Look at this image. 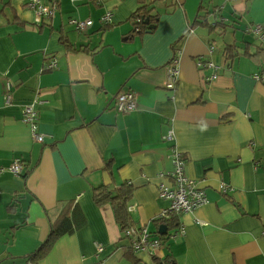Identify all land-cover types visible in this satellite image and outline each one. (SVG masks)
<instances>
[{
  "label": "crops",
  "instance_id": "crops-1",
  "mask_svg": "<svg viewBox=\"0 0 264 264\" xmlns=\"http://www.w3.org/2000/svg\"><path fill=\"white\" fill-rule=\"evenodd\" d=\"M41 2L51 13L37 22L28 0H0V264H264V38L247 30H264V0ZM127 91L136 109L122 114ZM37 100L43 142L22 119ZM173 150L207 203L159 218ZM124 183L128 225L159 240L153 253L94 200Z\"/></svg>",
  "mask_w": 264,
  "mask_h": 264
},
{
  "label": "built area",
  "instance_id": "built-area-1",
  "mask_svg": "<svg viewBox=\"0 0 264 264\" xmlns=\"http://www.w3.org/2000/svg\"><path fill=\"white\" fill-rule=\"evenodd\" d=\"M233 1V0H226ZM28 6L35 9L36 12V20L37 22H41L44 18L51 13V9L43 5L41 0H28ZM111 14L109 12L105 13L101 20L104 23L110 22ZM92 24L90 19L83 21H75L74 27L78 31H84L88 26ZM253 33L259 35L261 38H264V34L262 33V28L258 25L253 26ZM178 58L175 57L172 59L171 63L167 67V89L173 90L176 87L177 83V71H178ZM56 65L55 60H50L46 63L48 68H52ZM255 78H259L258 75H254ZM9 82L6 83L8 86ZM41 101H35L33 104H27L22 110V119L27 122L30 127L31 137L34 141L43 142L44 136L42 133L37 131L35 118V104L40 103ZM5 103H11V97L9 94L5 96ZM137 97L134 92H119L115 97V110L119 113H129L136 109ZM172 163L173 168L170 172V177L172 179V187L159 184L158 187V196L160 199L167 202V205L161 209L158 214L159 218H169L170 216L182 214V213H190L196 208L207 203V198L203 189L197 187L195 182L190 179L184 172V164L176 150L172 151ZM9 171L17 176L20 175L22 165L19 160H14L9 166ZM162 176V174H159ZM227 187H223V191H225ZM141 228V227H140ZM137 228L134 226H127L124 230V234L131 239V247L135 252L138 251H148L155 252L156 249L161 247V243L158 239L153 238L151 234L143 228ZM180 233L183 232V227L180 226ZM102 248L97 246V250L100 251ZM29 264V263H26ZM99 264V263H98Z\"/></svg>",
  "mask_w": 264,
  "mask_h": 264
},
{
  "label": "trees",
  "instance_id": "trees-1",
  "mask_svg": "<svg viewBox=\"0 0 264 264\" xmlns=\"http://www.w3.org/2000/svg\"><path fill=\"white\" fill-rule=\"evenodd\" d=\"M221 6L218 7V9L220 10ZM139 14V13H138ZM136 13L133 16V19L135 18ZM138 16H140L139 18H137L138 22L143 23V19L145 17H141L142 15L139 14ZM207 24V23H205ZM208 30L209 31H213L215 29L214 25H208ZM248 31H252L253 27H249L247 28ZM262 33L264 34V30L262 31ZM108 168H110V165L108 166ZM130 186H128L126 183L122 184L117 190H108L106 187H98L96 189H94V200L97 204L104 202V201H109L113 204L114 206V212H115V218L117 220V222L120 225L121 229L126 228L128 225V217L126 214V210L124 209V200H127L129 194H130ZM58 236L57 232L51 231V233L48 235V237L46 238V240L43 242V244L34 252L33 257L34 258H42L45 256V254L48 252V250L50 249L53 241L55 240V238Z\"/></svg>",
  "mask_w": 264,
  "mask_h": 264
},
{
  "label": "water",
  "instance_id": "water-1",
  "mask_svg": "<svg viewBox=\"0 0 264 264\" xmlns=\"http://www.w3.org/2000/svg\"><path fill=\"white\" fill-rule=\"evenodd\" d=\"M147 21V20H146ZM163 230V226H160L159 228V232H161Z\"/></svg>",
  "mask_w": 264,
  "mask_h": 264
},
{
  "label": "clouds",
  "instance_id": "clouds-1",
  "mask_svg": "<svg viewBox=\"0 0 264 264\" xmlns=\"http://www.w3.org/2000/svg\"><path fill=\"white\" fill-rule=\"evenodd\" d=\"M210 50H212V47L210 48Z\"/></svg>",
  "mask_w": 264,
  "mask_h": 264
},
{
  "label": "rangeland",
  "instance_id": "rangeland-1",
  "mask_svg": "<svg viewBox=\"0 0 264 264\" xmlns=\"http://www.w3.org/2000/svg\"><path fill=\"white\" fill-rule=\"evenodd\" d=\"M253 27V26H252Z\"/></svg>",
  "mask_w": 264,
  "mask_h": 264
}]
</instances>
